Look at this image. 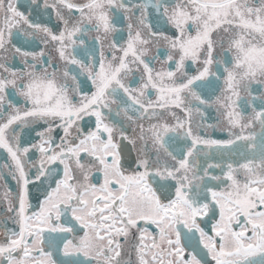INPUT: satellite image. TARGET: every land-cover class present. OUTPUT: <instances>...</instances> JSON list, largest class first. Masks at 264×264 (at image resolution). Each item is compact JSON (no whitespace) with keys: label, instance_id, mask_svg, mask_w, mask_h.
<instances>
[{"label":"snow or ice","instance_id":"obj_1","mask_svg":"<svg viewBox=\"0 0 264 264\" xmlns=\"http://www.w3.org/2000/svg\"><path fill=\"white\" fill-rule=\"evenodd\" d=\"M0 264H264V0H0Z\"/></svg>","mask_w":264,"mask_h":264}]
</instances>
